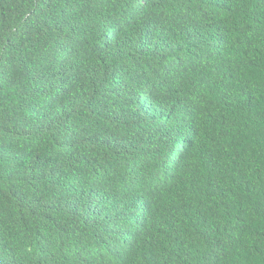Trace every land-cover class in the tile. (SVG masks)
I'll return each mask as SVG.
<instances>
[{
    "label": "trees",
    "instance_id": "1",
    "mask_svg": "<svg viewBox=\"0 0 264 264\" xmlns=\"http://www.w3.org/2000/svg\"><path fill=\"white\" fill-rule=\"evenodd\" d=\"M0 264H264V0H0Z\"/></svg>",
    "mask_w": 264,
    "mask_h": 264
}]
</instances>
